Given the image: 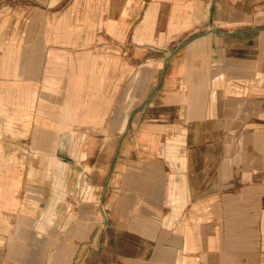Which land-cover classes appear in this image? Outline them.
Returning <instances> with one entry per match:
<instances>
[{"label": "crops", "instance_id": "obj_1", "mask_svg": "<svg viewBox=\"0 0 264 264\" xmlns=\"http://www.w3.org/2000/svg\"><path fill=\"white\" fill-rule=\"evenodd\" d=\"M0 264H264V0H0Z\"/></svg>", "mask_w": 264, "mask_h": 264}, {"label": "rangeland", "instance_id": "obj_2", "mask_svg": "<svg viewBox=\"0 0 264 264\" xmlns=\"http://www.w3.org/2000/svg\"><path fill=\"white\" fill-rule=\"evenodd\" d=\"M137 68L135 67V71ZM137 109V108H135ZM91 110L97 111V107H91ZM102 111H105V108H101ZM138 110V109H137ZM94 118H97V116H93ZM102 121L101 122H93V123H86V124H77L76 126L82 127L83 133L85 134V138L81 139H75L74 142H76V148L79 146L80 153L75 154L73 156V159L79 163H90L91 161H94L95 158L98 156V153L103 151L105 147H108L110 144L109 134L110 130L113 129V122H111V117L108 112H105L101 116ZM123 124L118 123V131L121 130ZM120 136V135H119ZM117 147H124L125 146V140L120 137L117 138L116 145ZM135 147H141V143H138L137 140L134 141ZM121 161H124L121 160ZM89 172H81V179L87 180V175Z\"/></svg>", "mask_w": 264, "mask_h": 264}]
</instances>
